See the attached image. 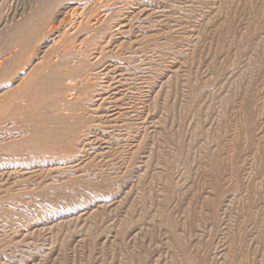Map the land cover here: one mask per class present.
Listing matches in <instances>:
<instances>
[{"label":"rangeland","instance_id":"obj_1","mask_svg":"<svg viewBox=\"0 0 264 264\" xmlns=\"http://www.w3.org/2000/svg\"><path fill=\"white\" fill-rule=\"evenodd\" d=\"M0 264H264V0H0Z\"/></svg>","mask_w":264,"mask_h":264}]
</instances>
